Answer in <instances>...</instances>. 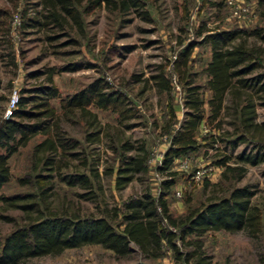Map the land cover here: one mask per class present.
Segmentation results:
<instances>
[{"label": "rangeland", "instance_id": "rangeland-1", "mask_svg": "<svg viewBox=\"0 0 264 264\" xmlns=\"http://www.w3.org/2000/svg\"><path fill=\"white\" fill-rule=\"evenodd\" d=\"M143 7L118 12L104 4L79 7L81 27L66 26L63 29L48 25L29 26L27 17L40 18L38 0H0V118L8 105L13 89L19 95H27L35 85L44 83L47 71L53 69L52 83L59 98L67 97L88 83L99 80L110 90L124 95L125 105L132 116L120 119L110 109L89 105L101 127L99 140L91 141L86 118L77 110L64 111L59 98H51L60 132L76 141L74 157L54 155L52 165H44L42 154L32 150L44 135L37 133L11 154L7 160L10 177L0 187V196H21L10 204L0 198V239L14 226L35 215L21 204L34 202L38 209L99 215L104 209L111 213L122 200L139 194L148 188L155 195L159 181L165 173L156 171L162 153L169 142V135L182 116V80L192 77L201 85L204 97L205 63L210 56L209 45L201 35L212 30L227 28L264 27V0H142ZM144 11V12H143ZM248 41L261 45L256 37ZM192 43L185 65H181L179 53ZM76 65L68 70L70 64ZM40 73H35L39 72ZM264 71L263 68L258 70ZM162 73L170 90L157 89L154 79ZM206 107V106H205ZM257 120H264V106H256ZM170 110L174 116H170ZM220 126L215 122L202 124L196 133L200 147L185 156L173 160L175 182L166 196L173 216L186 213L204 203L213 194H220L227 183L220 182L222 167L213 163L224 153H237L239 144L230 150L224 139L234 135L229 114H223ZM169 124L167 131L164 127ZM259 137L264 143V130ZM128 138L133 144L144 143L149 157L147 170L136 174L122 188H116L115 153L110 145ZM214 139V142L211 141ZM211 165L209 174L194 181L187 175L198 166ZM244 176L232 185L249 184L255 190L252 203L264 200V162L246 164ZM76 171L88 176L86 186H70L61 180L63 174ZM98 173L94 180L92 173ZM207 182V184H205ZM97 183L100 185L98 188ZM216 186H213V185ZM229 185V184H228ZM97 193L90 199L84 195ZM31 195L30 199L25 195ZM117 221V217L112 218ZM203 244L211 264H264V238L249 237L244 230H208ZM133 249L134 246L130 245ZM175 264L169 248L163 256L144 259L134 251L130 255L117 256L99 244H84L66 248L58 254H46L27 258L22 264ZM179 264V263H177Z\"/></svg>", "mask_w": 264, "mask_h": 264}, {"label": "trees", "instance_id": "trees-1", "mask_svg": "<svg viewBox=\"0 0 264 264\" xmlns=\"http://www.w3.org/2000/svg\"><path fill=\"white\" fill-rule=\"evenodd\" d=\"M84 1L85 9L104 4L118 12L131 7L142 8L144 4L142 0H38L41 19L27 17L28 24H51L58 29L66 26L80 28L79 7ZM250 37L264 43V27L217 29L201 35L202 42L207 43L210 50L204 66V89L208 95L204 97L201 85L195 83L192 77L181 81L182 116L170 133L168 145L156 166V171L165 173L166 177L159 181L155 195L144 188L139 194L122 200L111 213L103 209L97 216L67 213L64 210L57 212L47 207L41 210L32 201L22 203L26 211H35V215L14 226L0 239V264H22L30 257L58 254L66 248L84 244H99L117 256L130 255L135 251L144 259L163 256L164 247H167L175 264H211L203 244V236L208 230H244L251 238L259 235L264 238V200L252 203L255 190L251 185L231 184L244 176L246 164L264 162V143L259 137L260 131L264 130V120H257L255 109L257 105L264 106V71H258L264 65V47L248 41ZM192 46V43L187 44L179 53L181 65H185ZM66 68L74 70L77 67L72 63ZM53 72L52 68L47 71L44 83L35 85L27 95H19L9 115L0 118V187L10 177L9 156L37 133L44 137L33 145L32 150L43 155L44 165H52L54 155L74 157L77 154L73 151L76 141L60 132L55 111L49 103L51 98H59L57 88L52 83ZM35 73L39 74L40 71ZM151 77L158 90H170L162 73ZM59 102L64 111L77 110L84 115L87 126L93 128L89 132L91 141L99 140L101 127L95 113L89 111V105L110 109L120 119L132 116L125 105L124 95L110 90L105 82L98 79L67 97L59 98ZM225 113L230 115V124L236 129L232 137L224 139L227 146L233 150L243 144L237 153L220 154L213 161L222 167L220 182L227 183L225 188L199 206L173 216L166 200L175 182V171L171 170L173 160L200 147L196 133L202 122H215L216 126H220ZM170 116H174L172 110ZM168 126L164 127L165 131ZM211 141L214 142V139ZM110 147L116 158V188L124 187L136 174L147 170L149 153L144 143L135 145L128 138H123ZM195 169L187 178L191 179ZM92 177L97 181L98 173H92ZM61 180L70 186H86L89 183L86 174L76 171L63 174ZM97 186L100 188L98 183ZM96 194L88 191L84 198L90 199ZM25 197L30 199L32 196L26 194ZM0 198L10 204L23 199L19 195ZM113 217L118 220L113 221Z\"/></svg>", "mask_w": 264, "mask_h": 264}, {"label": "built area", "instance_id": "built-area-1", "mask_svg": "<svg viewBox=\"0 0 264 264\" xmlns=\"http://www.w3.org/2000/svg\"><path fill=\"white\" fill-rule=\"evenodd\" d=\"M16 100H17V93L16 90L13 89L9 95L8 105L4 111V116L9 115L11 108H13L16 103ZM211 170H213L211 165L198 166L195 169L193 175L191 176V179L197 181L204 175L209 174Z\"/></svg>", "mask_w": 264, "mask_h": 264}]
</instances>
